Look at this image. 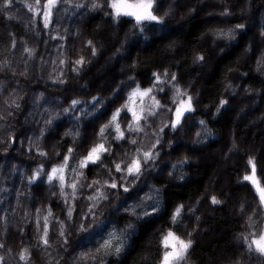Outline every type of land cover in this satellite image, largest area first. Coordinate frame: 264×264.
I'll return each mask as SVG.
<instances>
[{"label": "clouds", "instance_id": "obj_1", "mask_svg": "<svg viewBox=\"0 0 264 264\" xmlns=\"http://www.w3.org/2000/svg\"><path fill=\"white\" fill-rule=\"evenodd\" d=\"M112 3L0 0V264H264V0Z\"/></svg>", "mask_w": 264, "mask_h": 264}, {"label": "snow or ice", "instance_id": "obj_2", "mask_svg": "<svg viewBox=\"0 0 264 264\" xmlns=\"http://www.w3.org/2000/svg\"><path fill=\"white\" fill-rule=\"evenodd\" d=\"M56 0H46V11L44 13L45 26H47V21L52 15L51 5H54ZM112 7L116 13H125L134 16L137 20L144 17H150L151 13L148 10V5L145 0H113ZM244 180L249 181L253 186L256 187L258 193H260L262 201H264V188L260 186V182L256 177L255 170L250 175L244 176ZM164 245L170 247V251L164 253L163 264H171L172 260L183 255L184 250L188 247V243L174 233L169 232L163 240ZM253 243L256 245L257 249L264 253V236L260 237L258 240H254Z\"/></svg>", "mask_w": 264, "mask_h": 264}, {"label": "trees", "instance_id": "obj_3", "mask_svg": "<svg viewBox=\"0 0 264 264\" xmlns=\"http://www.w3.org/2000/svg\"><path fill=\"white\" fill-rule=\"evenodd\" d=\"M206 11H210V12H213V16L211 18L209 17H206L203 15V13L197 17V19L194 21L195 24H201L202 21L204 20H208V22L211 24V23H220L222 24L224 21H223V18L219 17L218 15H216V12L219 11V9H213V8H207ZM6 18H0V27H3L4 26V20ZM229 22H236L235 18H233L232 20H230ZM15 23V22H13Z\"/></svg>", "mask_w": 264, "mask_h": 264}]
</instances>
